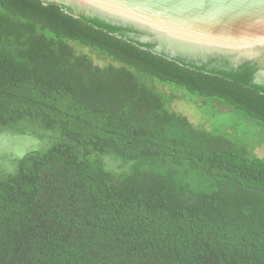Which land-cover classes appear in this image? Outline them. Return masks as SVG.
Instances as JSON below:
<instances>
[{"label": "trees", "instance_id": "1", "mask_svg": "<svg viewBox=\"0 0 264 264\" xmlns=\"http://www.w3.org/2000/svg\"><path fill=\"white\" fill-rule=\"evenodd\" d=\"M145 33L70 0H0V135L41 144L0 158V264H264V160L164 95L264 127V58L195 61Z\"/></svg>", "mask_w": 264, "mask_h": 264}, {"label": "water", "instance_id": "2", "mask_svg": "<svg viewBox=\"0 0 264 264\" xmlns=\"http://www.w3.org/2000/svg\"><path fill=\"white\" fill-rule=\"evenodd\" d=\"M70 1L189 44L231 51L264 47V0Z\"/></svg>", "mask_w": 264, "mask_h": 264}, {"label": "rangeland", "instance_id": "3", "mask_svg": "<svg viewBox=\"0 0 264 264\" xmlns=\"http://www.w3.org/2000/svg\"><path fill=\"white\" fill-rule=\"evenodd\" d=\"M78 54L91 57L88 48L74 47ZM160 87V86H158ZM174 93V111L184 116L195 128L212 134H224L261 160H264V127L232 109L214 101H201L195 96H189L183 91H167L169 97ZM39 141L27 137L11 134L0 135L1 165L5 170H11V160H17L24 155L40 149Z\"/></svg>", "mask_w": 264, "mask_h": 264}, {"label": "flooded vegetation", "instance_id": "4", "mask_svg": "<svg viewBox=\"0 0 264 264\" xmlns=\"http://www.w3.org/2000/svg\"><path fill=\"white\" fill-rule=\"evenodd\" d=\"M80 6L83 8L85 7L82 5ZM122 24L126 25V22H122ZM132 25L135 26V28H137L138 30L146 32L145 33L146 35L142 36L145 42H151V40L155 41L157 42L158 45H160V48L165 46L171 55H180L182 57H188V59L191 60L196 61L197 59V60H202V62H204L206 60L205 56L224 52L228 55L233 56L232 60L233 63H235V65L243 61H255L262 57L264 58V47L245 48L244 50H240V51L218 50L213 48H207L205 46L189 44L187 42H182L179 40L169 39L168 37L162 34L151 32L149 28H146L144 26H140L138 24H132ZM261 74L264 76V72Z\"/></svg>", "mask_w": 264, "mask_h": 264}]
</instances>
